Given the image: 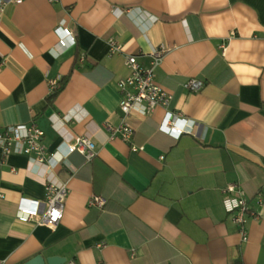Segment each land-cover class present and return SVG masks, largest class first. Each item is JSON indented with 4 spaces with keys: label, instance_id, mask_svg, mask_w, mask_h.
<instances>
[{
    "label": "crops",
    "instance_id": "crops-1",
    "mask_svg": "<svg viewBox=\"0 0 264 264\" xmlns=\"http://www.w3.org/2000/svg\"><path fill=\"white\" fill-rule=\"evenodd\" d=\"M61 24L75 39L63 48ZM158 47L167 107L129 113L131 139H110L126 56L146 66ZM192 78L198 91L184 87ZM50 80L62 85L53 96ZM167 111L192 120L193 133L159 131ZM30 122L48 151L85 136L96 155L73 152L48 170L0 150V264L36 254L64 264H264V0L4 1L0 128ZM47 180L68 189L53 229L16 217L21 197L43 207ZM228 183L257 214L245 242L222 203ZM93 195L102 207L88 205Z\"/></svg>",
    "mask_w": 264,
    "mask_h": 264
},
{
    "label": "built area",
    "instance_id": "built-area-1",
    "mask_svg": "<svg viewBox=\"0 0 264 264\" xmlns=\"http://www.w3.org/2000/svg\"><path fill=\"white\" fill-rule=\"evenodd\" d=\"M6 0H0V9ZM20 2L21 0H11ZM55 1V0H50ZM62 24H64L62 22ZM58 25L55 33L58 35V44L60 47H68L75 43L70 30L63 25ZM68 38V41L65 40ZM109 46L111 52L121 51L120 45L110 39ZM223 47V46H222ZM166 49L158 47L150 53V61L146 66L138 63L136 55H127L125 65L129 69V74L117 81V87L120 92L119 110L122 115L118 125H106L110 139L119 137L124 141H129L133 130L126 122V116L131 112L140 115L148 114L156 106L167 107L171 98L164 88L156 81L155 69L160 64ZM51 89L57 86L56 80H50ZM185 89L189 91H198L202 87V82L197 79H188L184 83ZM192 120H188L167 111L158 130L174 138L182 134L193 133ZM44 131L34 122L29 124H16L0 128V150L4 157L10 154H24L31 156L35 162L45 166L48 170L54 169L59 162L67 158L71 153L78 152L85 160L90 161L96 155L94 142L85 136H77L71 143L61 142L53 151H48L43 143ZM140 147L132 146V150H139ZM58 156V158L56 157ZM222 203L227 213L232 214V221L236 224L240 241L245 242L248 239V230L246 227L250 217H256L257 214L250 207L249 201L243 191L235 184L228 183L221 189ZM68 189L66 184L55 183L47 180L45 182V197L43 207L36 199L21 197L17 202L16 217L21 221L33 220L38 225H44L54 228L61 221L64 212V201ZM104 199L101 196L93 195L88 199V205L102 207Z\"/></svg>",
    "mask_w": 264,
    "mask_h": 264
},
{
    "label": "water",
    "instance_id": "water-1",
    "mask_svg": "<svg viewBox=\"0 0 264 264\" xmlns=\"http://www.w3.org/2000/svg\"><path fill=\"white\" fill-rule=\"evenodd\" d=\"M64 256L52 255L48 257H43L42 255L36 254L34 257L28 259L21 264H64Z\"/></svg>",
    "mask_w": 264,
    "mask_h": 264
},
{
    "label": "trees",
    "instance_id": "trees-1",
    "mask_svg": "<svg viewBox=\"0 0 264 264\" xmlns=\"http://www.w3.org/2000/svg\"><path fill=\"white\" fill-rule=\"evenodd\" d=\"M61 87H62V85H61V81H59V82H58V85L56 86V88H55L54 91H53L52 96H53L55 93H57V92L59 91V89H61Z\"/></svg>",
    "mask_w": 264,
    "mask_h": 264
}]
</instances>
